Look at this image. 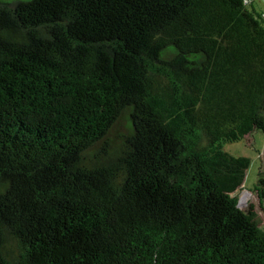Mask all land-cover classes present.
<instances>
[{"label": "trees", "instance_id": "trees-1", "mask_svg": "<svg viewBox=\"0 0 264 264\" xmlns=\"http://www.w3.org/2000/svg\"><path fill=\"white\" fill-rule=\"evenodd\" d=\"M244 0H0V264H264V14Z\"/></svg>", "mask_w": 264, "mask_h": 264}, {"label": "rangeland", "instance_id": "rangeland-1", "mask_svg": "<svg viewBox=\"0 0 264 264\" xmlns=\"http://www.w3.org/2000/svg\"><path fill=\"white\" fill-rule=\"evenodd\" d=\"M5 1L15 3L28 0ZM248 8L249 10L255 9L257 12L264 14V0H252ZM224 148L228 153L234 156H245L250 158L251 164L246 172L243 187L237 192V195L239 196L240 207L246 209L250 204L254 205L261 219L263 215L258 207V198L253 190L258 182L259 172L264 165V134L256 130L241 141L227 143Z\"/></svg>", "mask_w": 264, "mask_h": 264}, {"label": "built area", "instance_id": "built-area-1", "mask_svg": "<svg viewBox=\"0 0 264 264\" xmlns=\"http://www.w3.org/2000/svg\"><path fill=\"white\" fill-rule=\"evenodd\" d=\"M244 2H245V4H250V3H252V0H244Z\"/></svg>", "mask_w": 264, "mask_h": 264}]
</instances>
